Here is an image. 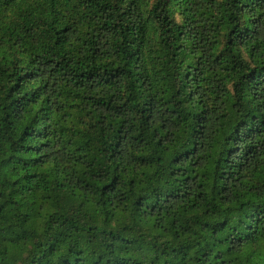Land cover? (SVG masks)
Returning a JSON list of instances; mask_svg holds the SVG:
<instances>
[{
  "label": "trees",
  "instance_id": "1",
  "mask_svg": "<svg viewBox=\"0 0 264 264\" xmlns=\"http://www.w3.org/2000/svg\"><path fill=\"white\" fill-rule=\"evenodd\" d=\"M0 264H264V0H0Z\"/></svg>",
  "mask_w": 264,
  "mask_h": 264
}]
</instances>
